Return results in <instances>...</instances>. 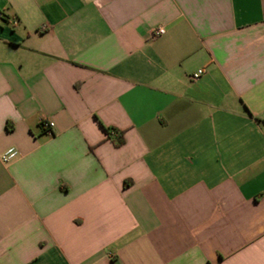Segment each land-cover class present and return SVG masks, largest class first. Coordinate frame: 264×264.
Returning a JSON list of instances; mask_svg holds the SVG:
<instances>
[{
  "label": "crops",
  "instance_id": "0c3cea01",
  "mask_svg": "<svg viewBox=\"0 0 264 264\" xmlns=\"http://www.w3.org/2000/svg\"><path fill=\"white\" fill-rule=\"evenodd\" d=\"M0 264H264V0H0Z\"/></svg>",
  "mask_w": 264,
  "mask_h": 264
},
{
  "label": "built area",
  "instance_id": "2783aa9c",
  "mask_svg": "<svg viewBox=\"0 0 264 264\" xmlns=\"http://www.w3.org/2000/svg\"><path fill=\"white\" fill-rule=\"evenodd\" d=\"M164 33H165L164 29L160 28L153 32V36L159 37V36L164 35ZM203 75H204V71L200 70L191 77V80L198 81ZM53 127H54V124L52 122H42L40 125V128L43 131L48 132V133L51 131ZM17 157H18V153L14 149H11L1 156V161L3 164H8L11 161L15 160Z\"/></svg>",
  "mask_w": 264,
  "mask_h": 264
},
{
  "label": "trees",
  "instance_id": "16d2710c",
  "mask_svg": "<svg viewBox=\"0 0 264 264\" xmlns=\"http://www.w3.org/2000/svg\"><path fill=\"white\" fill-rule=\"evenodd\" d=\"M106 132L108 134H112V133L115 134V135L118 134L117 131L111 130V129H106ZM117 139H118V146H121L123 144L122 134H119Z\"/></svg>",
  "mask_w": 264,
  "mask_h": 264
}]
</instances>
